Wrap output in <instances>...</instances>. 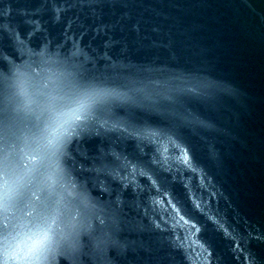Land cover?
<instances>
[{"label":"water","instance_id":"1","mask_svg":"<svg viewBox=\"0 0 264 264\" xmlns=\"http://www.w3.org/2000/svg\"><path fill=\"white\" fill-rule=\"evenodd\" d=\"M0 147V264H264V0H0Z\"/></svg>","mask_w":264,"mask_h":264},{"label":"snow or ice","instance_id":"2","mask_svg":"<svg viewBox=\"0 0 264 264\" xmlns=\"http://www.w3.org/2000/svg\"><path fill=\"white\" fill-rule=\"evenodd\" d=\"M89 100L87 97L78 101V105L53 127L48 136V143L55 146L63 135H66L72 125L79 121L85 114ZM27 195L21 177L13 176L10 163L5 158L3 148L0 147V212L13 202L23 200ZM55 221L38 218L35 225L27 230L15 244L10 245V260H20L26 264H34L46 258L57 244V230ZM4 254L3 245L0 244V260Z\"/></svg>","mask_w":264,"mask_h":264}]
</instances>
